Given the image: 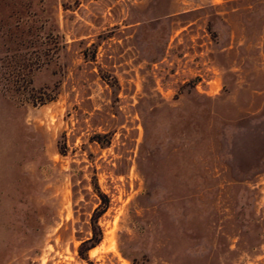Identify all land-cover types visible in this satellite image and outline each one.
<instances>
[{
  "label": "rangeland",
  "instance_id": "rangeland-1",
  "mask_svg": "<svg viewBox=\"0 0 264 264\" xmlns=\"http://www.w3.org/2000/svg\"><path fill=\"white\" fill-rule=\"evenodd\" d=\"M96 238L264 264V0H0V264Z\"/></svg>",
  "mask_w": 264,
  "mask_h": 264
},
{
  "label": "trees",
  "instance_id": "trees-1",
  "mask_svg": "<svg viewBox=\"0 0 264 264\" xmlns=\"http://www.w3.org/2000/svg\"><path fill=\"white\" fill-rule=\"evenodd\" d=\"M54 98H52L51 96H47V95H44L42 96V98H40V100H35L34 102L35 103H39L40 105H44V104H47L48 102H51L53 101ZM108 209V206L107 204H104V206H102V209H99L98 213H97V216H96V219L100 218ZM95 219V225H97L96 227L99 228L98 226V221H96ZM101 242V238H96V241L91 244V246L89 247H85V244L82 245V247L80 248V255L82 257V259H84L85 261L88 262V264H94L93 262H91L89 260V258L87 257V253L93 249L94 247H96V245H98L99 243Z\"/></svg>",
  "mask_w": 264,
  "mask_h": 264
}]
</instances>
